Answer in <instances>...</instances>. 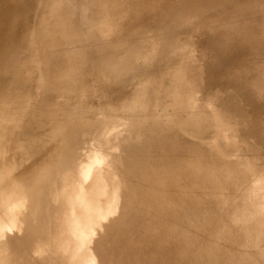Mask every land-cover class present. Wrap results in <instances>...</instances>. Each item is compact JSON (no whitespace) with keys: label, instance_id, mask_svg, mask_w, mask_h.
Listing matches in <instances>:
<instances>
[{"label":"rangeland","instance_id":"1","mask_svg":"<svg viewBox=\"0 0 264 264\" xmlns=\"http://www.w3.org/2000/svg\"><path fill=\"white\" fill-rule=\"evenodd\" d=\"M44 1L0 59V264H264V0Z\"/></svg>","mask_w":264,"mask_h":264},{"label":"bare ground","instance_id":"2","mask_svg":"<svg viewBox=\"0 0 264 264\" xmlns=\"http://www.w3.org/2000/svg\"><path fill=\"white\" fill-rule=\"evenodd\" d=\"M6 2H8L7 0H0V57H2V54H3V57L2 58H0V59H2V60H4V63H3V65H4V67L7 69V70H13V69H15L16 68V66H20L19 67V69L18 70H20L19 71V73L22 71V68L23 67H25L26 65H28L29 63H30V61L32 62L33 60H34V62H35V60L37 61V59H38V55H34V59L33 60H31L32 59V57L30 56V61L29 60H27V59H29V58H27V57H29V55H30V53H29V46H30V43H29V37H31L32 36V34H33V32L34 31H36L37 29H39V27L35 30V29H33V31L31 32V34L28 36V38H27V40H26V43L24 44V36L26 35V33L28 32V29H29V23L32 21V19H37L41 14H42V12L44 11V8H45V6H41V5H43L44 3H45V1L43 0V2L40 0V8H39V12H38V14H34V9H35V7H36V2L34 1V0H31V2H30V5H28V0H26V1H24V3L22 4V5H20L19 6V4H18V2L16 1V0H9V4H7ZM161 2V1H160ZM43 3V4H42ZM15 5H18L17 7H15ZM43 8V9H42ZM81 11V10H80ZM56 12V11H55ZM28 22V26H27V28H26V30L24 31V32H22V34H21V37H20V39H19V41H18V43L16 44V45H13V46H9L10 45V42L12 41V39L15 37V35L19 32V29L21 28V26H23V24L24 23H27ZM113 22H115V23H117L118 25L113 29L114 31H118V38L120 39V41H121V44H123V42H124V40H123V30H124V28H122L119 24V22H117V21H113ZM46 24V25H45ZM135 25V24H134ZM40 26H42V27H47V28H51V29H54L57 25H56V22H55V19L53 20V21H48V23H42V25H40ZM41 28V27H40ZM165 29H167V27H165ZM140 30H142V29H140ZM132 32H134V31H132V30H130V32H129V39L131 38L132 39V36H133V38H135L136 36H135V33L136 32H134V34L133 35H131L132 34ZM140 32V31H139ZM35 33V32H34ZM137 34V33H136ZM39 39H37V40H35L34 41V43H36L37 41H38ZM122 40H123V42H122ZM124 47V46H123ZM27 61H29V63L28 64H26L25 62H27ZM64 61H65V59H64ZM63 61V62H64ZM66 62V65L68 66L70 63H69V61H68V64H67V61H65ZM17 63H19L18 65H17ZM33 63V62H32ZM32 63H30V65L32 64ZM36 63V62H35ZM74 63V62H73ZM70 64V65H74V64ZM76 63V62H75ZM34 64V63H33ZM25 65V66H24ZM30 65H28V67L30 66ZM35 65V64H34ZM33 65V66H34ZM27 67V66H26ZM25 67V68H26ZM30 68V72L32 71L31 70V68H32V65L29 67ZM34 68V67H33ZM66 69H68V68H66ZM27 70V69H26ZM24 71V72H26L27 73V71ZM62 70H63V68H62ZM28 71V72H29ZM60 72H64V70L63 71H61V69L59 70ZM67 71V70H66ZM23 71H22V73H24ZM29 72V73H30ZM68 73V72H67ZM10 75H17V74H10ZM65 75H66V72H65ZM24 76V75H23ZM67 76V75H66ZM67 77H69V75L67 76ZM13 78V77H12ZM14 78H17L18 79V76L16 77H14ZM19 78H20V75H19ZM23 80V78L21 77L20 78V80H18V81H22ZM66 79V78H65ZM69 78H67V80H68ZM11 80V79H10ZM13 80V79H12ZM31 80V79H30ZM29 80V81H30ZM17 80H15V82H16ZM24 82V81H23ZM22 82V83H23ZM31 82H32V80H31ZM10 82H7L6 83V81H3V80H0V84H6V85H8ZM21 83V84H22ZM25 83V82H24ZM27 83V82H26ZM28 83H30V82H28ZM51 84H52V82H51ZM54 84V83H53ZM10 85H8V87H7V89L9 88H11V87H9ZM6 87V86H5ZM8 89V90H9ZM105 89H106V87H105ZM105 89H103V90H105ZM7 90V91H8ZM3 91V90H2ZM6 90H4L3 92H5ZM7 91H6V93H7ZM10 92H11V89L9 90ZM9 92V93H10ZM14 93H15V91H13ZM13 92L10 94V95H12L13 94ZM108 92V91H107ZM106 92V93H107ZM2 93V92H1ZM5 94V93H4ZM14 95V94H13ZM34 95V92L32 93V96ZM31 96V97H32ZM27 98H29V97H27ZM24 100V99H23ZM24 103H27V104H29L28 102H23V103H21V104H24ZM26 105V104H25ZM24 105V106H25ZM21 106V105H20ZM28 106V105H27ZM27 106H26V108H27ZM29 107V106H28ZM24 108V107H23ZM25 109V108H24ZM11 111V110H10ZM14 111V110H13ZM17 111H18V109H17ZM16 113V112H15ZM12 114V113H11ZM15 115V114H14ZM8 116H9V114H8ZM9 117H11V116H9ZM15 117V116H14ZM20 118V117H19ZM12 119V118H11ZM14 121V120H13ZM8 128H9V126H8ZM7 128V129H8ZM7 129H5V130H7ZM10 129V128H9ZM4 130V129H3ZM7 133H8V131H6ZM0 134H1V132H0ZM75 144V143H74ZM20 156V155H19ZM42 156V155H41ZM53 156V155H52ZM54 158H56V156H53ZM29 159V158H28ZM42 159V158H41ZM36 160V159H35ZM41 160L39 159V161H38V163H37V165L38 164H40L39 162H40ZM42 161H44V160H42ZM18 162V161H17ZM15 163V162H14ZM18 163H20V162H18ZM44 163H45V161H44ZM28 164V163H27ZM41 164H43L42 162H41ZM16 165V164H15ZM37 165H35V166H37ZM1 166V165H0ZM14 166V165H13ZM42 165H40V167H41ZM1 167H3V165L1 166ZM5 167H7V165L5 166ZM34 167V166H33ZM38 168H39V166H38ZM43 168V166L41 167V169ZM1 170L3 169V171H4V167L3 168H0ZM8 169V168H7ZM5 172V171H4ZM29 176V175H28ZM34 176H36V175H34ZM10 180V179H9ZM11 181V180H10ZM28 181V180H27ZM56 182V181H55ZM10 183V182H9ZM29 183H30V181H29ZM3 185H4V182H3ZM53 207V206H52ZM54 224V223H53ZM45 228V227H44ZM48 229V228H47ZM56 232V231H55ZM46 233V232H45ZM59 233V232H58ZM58 236V235H57Z\"/></svg>","mask_w":264,"mask_h":264}]
</instances>
